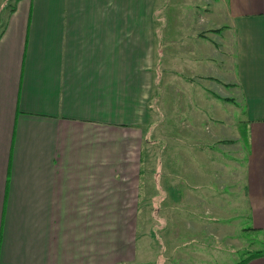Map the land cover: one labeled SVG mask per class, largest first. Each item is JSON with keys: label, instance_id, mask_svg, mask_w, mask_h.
<instances>
[{"label": "crops", "instance_id": "1", "mask_svg": "<svg viewBox=\"0 0 264 264\" xmlns=\"http://www.w3.org/2000/svg\"><path fill=\"white\" fill-rule=\"evenodd\" d=\"M127 2L0 0V264L143 263L140 123L156 76L153 55L142 63L127 50L134 44L142 59L158 43L153 19L133 32L129 20L111 19V5L127 19ZM226 10L232 53L220 71L227 81L218 80L244 108L240 196L250 229L264 233V0H227ZM163 194L153 196L157 217ZM154 244L146 248L162 245ZM247 264H264V255Z\"/></svg>", "mask_w": 264, "mask_h": 264}, {"label": "rangeland", "instance_id": "2", "mask_svg": "<svg viewBox=\"0 0 264 264\" xmlns=\"http://www.w3.org/2000/svg\"><path fill=\"white\" fill-rule=\"evenodd\" d=\"M130 2L134 3L126 4L127 19L112 5L111 19L129 20L130 32L134 22L153 19V39L158 43V51L152 42L141 59L128 37L127 52L140 62H150L153 55L157 90L152 111L147 118L142 113L140 123L144 187L138 262L236 264L250 253L264 251V233L250 229L246 200L240 196L248 152L239 133L244 108L231 104L235 90L221 82L227 81L220 71L229 65L224 62L232 53L225 27L227 0H142L138 11ZM143 90L146 95L148 88ZM237 133L238 138L231 135ZM157 175L165 187L157 184ZM167 179L174 188L167 186ZM162 192L157 217L152 206L158 207L159 198L153 196L161 198ZM153 241L154 246L162 244L159 249L146 248Z\"/></svg>", "mask_w": 264, "mask_h": 264}, {"label": "trees", "instance_id": "3", "mask_svg": "<svg viewBox=\"0 0 264 264\" xmlns=\"http://www.w3.org/2000/svg\"><path fill=\"white\" fill-rule=\"evenodd\" d=\"M217 31V30H215ZM231 101V98H229ZM264 255V251L263 250H257L253 253H250V255L246 258H243L241 261L237 262L236 264H247L251 259L256 258V257H261Z\"/></svg>", "mask_w": 264, "mask_h": 264}]
</instances>
